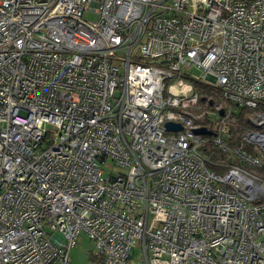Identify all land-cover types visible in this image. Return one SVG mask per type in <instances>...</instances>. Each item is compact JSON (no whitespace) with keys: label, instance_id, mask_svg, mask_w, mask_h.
Listing matches in <instances>:
<instances>
[{"label":"built area","instance_id":"2783aa9c","mask_svg":"<svg viewBox=\"0 0 264 264\" xmlns=\"http://www.w3.org/2000/svg\"><path fill=\"white\" fill-rule=\"evenodd\" d=\"M80 234L101 264H264V0H0V264Z\"/></svg>","mask_w":264,"mask_h":264},{"label":"rangeland","instance_id":"374dc122","mask_svg":"<svg viewBox=\"0 0 264 264\" xmlns=\"http://www.w3.org/2000/svg\"><path fill=\"white\" fill-rule=\"evenodd\" d=\"M87 17L90 18L92 15H87ZM192 72L196 75L199 74L196 68H193ZM204 153L209 156L205 150ZM91 249V242L84 234H80L76 246L70 252L71 264H101V261L92 254Z\"/></svg>","mask_w":264,"mask_h":264},{"label":"trees","instance_id":"16d2710c","mask_svg":"<svg viewBox=\"0 0 264 264\" xmlns=\"http://www.w3.org/2000/svg\"><path fill=\"white\" fill-rule=\"evenodd\" d=\"M195 89L201 93V97H204V95H212L213 93H215V90L212 89V88H209L205 85H202V84H199V83H196L195 85ZM247 110L245 109H239V112H237L236 116L237 118H239V128H238V133L241 131V126H245V123L242 121V119L246 122V120L242 117H244V115H246ZM232 132H235V128H231ZM236 134V133H235ZM234 134V135H235ZM219 160H224V158H222V156H217ZM216 156H211V161L215 160ZM209 168H211L212 170L214 171H217V172H220L222 171V169L216 167V166H213V164H208Z\"/></svg>","mask_w":264,"mask_h":264},{"label":"water","instance_id":"95a60500","mask_svg":"<svg viewBox=\"0 0 264 264\" xmlns=\"http://www.w3.org/2000/svg\"><path fill=\"white\" fill-rule=\"evenodd\" d=\"M220 113H222V111H220ZM165 128L167 130H180L182 127L179 124H174V123H171V122H167V123H165ZM197 132L204 133V132H206V130L204 128H200V129L197 130Z\"/></svg>","mask_w":264,"mask_h":264}]
</instances>
